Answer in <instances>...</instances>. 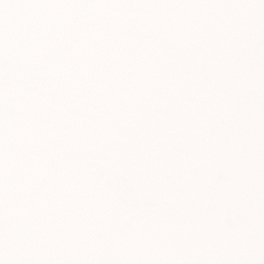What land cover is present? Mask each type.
<instances>
[{"label": "snow or ice", "instance_id": "snow-or-ice-1", "mask_svg": "<svg viewBox=\"0 0 264 264\" xmlns=\"http://www.w3.org/2000/svg\"><path fill=\"white\" fill-rule=\"evenodd\" d=\"M0 264H264V0H0Z\"/></svg>", "mask_w": 264, "mask_h": 264}]
</instances>
